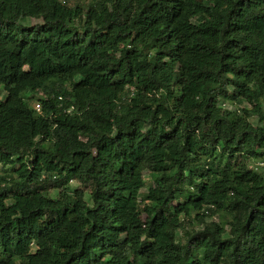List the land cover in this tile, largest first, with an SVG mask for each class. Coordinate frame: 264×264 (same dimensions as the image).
Here are the masks:
<instances>
[{"label":"trees","instance_id":"16d2710c","mask_svg":"<svg viewBox=\"0 0 264 264\" xmlns=\"http://www.w3.org/2000/svg\"><path fill=\"white\" fill-rule=\"evenodd\" d=\"M85 1L0 0V264H264V0Z\"/></svg>","mask_w":264,"mask_h":264},{"label":"rangeland","instance_id":"374dc122","mask_svg":"<svg viewBox=\"0 0 264 264\" xmlns=\"http://www.w3.org/2000/svg\"><path fill=\"white\" fill-rule=\"evenodd\" d=\"M63 3H66L67 5H76V4H82L85 7L89 6V3H87L85 0H61ZM22 24L25 26H34V25H38V24H42V20H38V19H24L22 20ZM6 92L3 89V86H0V99L4 100L6 98ZM39 95H32L30 96V100L33 106L36 107V104L39 103L38 99H39ZM224 101H222L223 103ZM223 107L227 110H242L243 108H250V105L247 102H236V103H231V102H227L223 105ZM257 117L255 116L254 118L251 119V122L256 125L257 124ZM252 168H257L259 171H264V163L263 160H259V161H252L251 162ZM12 167H0V177L5 176L6 172L11 173L12 172ZM154 184L153 182V178L151 176V174L149 172H145L144 174V188L142 189V194H146L149 190V188ZM70 187L75 189V188H79L80 184L77 181H71L70 182ZM55 193V192H54ZM176 205V204H175ZM213 219L212 218H208L207 221L211 222ZM216 220V219H215ZM192 228L196 229V230H200L202 227L200 225H198L197 223H192ZM180 237L181 232H179Z\"/></svg>","mask_w":264,"mask_h":264},{"label":"built area","instance_id":"2783aa9c","mask_svg":"<svg viewBox=\"0 0 264 264\" xmlns=\"http://www.w3.org/2000/svg\"><path fill=\"white\" fill-rule=\"evenodd\" d=\"M36 110L40 111L41 110V105L40 104H36Z\"/></svg>","mask_w":264,"mask_h":264}]
</instances>
